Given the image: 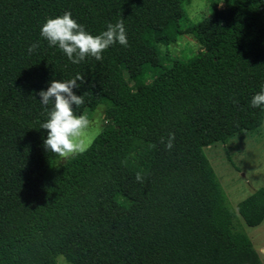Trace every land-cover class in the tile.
Instances as JSON below:
<instances>
[{"label": "trees", "instance_id": "obj_1", "mask_svg": "<svg viewBox=\"0 0 264 264\" xmlns=\"http://www.w3.org/2000/svg\"><path fill=\"white\" fill-rule=\"evenodd\" d=\"M184 2L0 0V264H263L238 217L263 223L264 188L233 209L203 148L263 122L264 0H212L196 23ZM65 12L92 35L123 19L129 47L72 64L41 36ZM183 35L199 54L162 53ZM77 74V115L103 104L106 124L57 167L39 93Z\"/></svg>", "mask_w": 264, "mask_h": 264}, {"label": "clouds", "instance_id": "obj_2", "mask_svg": "<svg viewBox=\"0 0 264 264\" xmlns=\"http://www.w3.org/2000/svg\"><path fill=\"white\" fill-rule=\"evenodd\" d=\"M106 27V31L92 35L84 25L73 19L71 12H65L62 16L47 19L41 27V36L49 47H58L72 64L79 65L88 57L102 61L103 53L117 43L129 47L123 19L115 24L109 23ZM39 47L38 43H33L28 48V53H34ZM85 83V77L77 74L67 81L53 80L46 91L39 93V102L48 112L47 120L41 124V129L47 130L44 147L55 156L74 158L87 150L83 135L89 128L90 121L86 115H77L76 109L84 105L85 101L84 95H77L74 91ZM250 106L264 108V86L252 97ZM174 141V133L168 134L166 142L161 138V143L169 151L173 149ZM136 179L142 183L144 178L137 173Z\"/></svg>", "mask_w": 264, "mask_h": 264}, {"label": "rangeland", "instance_id": "obj_3", "mask_svg": "<svg viewBox=\"0 0 264 264\" xmlns=\"http://www.w3.org/2000/svg\"><path fill=\"white\" fill-rule=\"evenodd\" d=\"M211 2L212 0H185L187 22L196 23L210 16L213 13ZM219 7L222 8L223 3ZM161 51L168 52L172 58L186 60L199 54L201 48L191 35H183L176 43L161 46ZM164 64L169 65L168 62ZM83 115L90 121V126L83 135L88 147L106 124L105 105H99L95 110H85ZM203 152L233 209L257 189L264 188V118L257 130L240 131L224 143L214 142L204 147ZM67 159L59 157L57 167ZM238 219L264 264V221L257 227H248L240 217ZM56 260L59 264H68L62 256H58Z\"/></svg>", "mask_w": 264, "mask_h": 264}]
</instances>
